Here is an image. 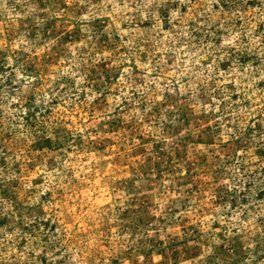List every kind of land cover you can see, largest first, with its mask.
I'll use <instances>...</instances> for the list:
<instances>
[{"label": "rangeland", "instance_id": "obj_1", "mask_svg": "<svg viewBox=\"0 0 264 264\" xmlns=\"http://www.w3.org/2000/svg\"><path fill=\"white\" fill-rule=\"evenodd\" d=\"M0 264H264V0H0Z\"/></svg>", "mask_w": 264, "mask_h": 264}]
</instances>
